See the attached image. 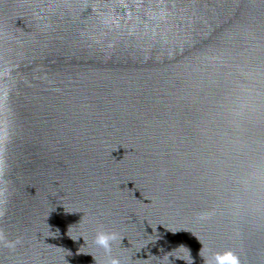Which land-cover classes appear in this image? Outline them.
Returning a JSON list of instances; mask_svg holds the SVG:
<instances>
[{
	"label": "water",
	"instance_id": "water-1",
	"mask_svg": "<svg viewBox=\"0 0 264 264\" xmlns=\"http://www.w3.org/2000/svg\"><path fill=\"white\" fill-rule=\"evenodd\" d=\"M229 252L264 264V0H0V264Z\"/></svg>",
	"mask_w": 264,
	"mask_h": 264
},
{
	"label": "clouds",
	"instance_id": "clouds-1",
	"mask_svg": "<svg viewBox=\"0 0 264 264\" xmlns=\"http://www.w3.org/2000/svg\"><path fill=\"white\" fill-rule=\"evenodd\" d=\"M116 239L114 233H107L104 231H98L94 237L93 243L100 248H103L106 252L111 250L112 242ZM112 264H118L117 261L113 260ZM212 264H239V260L233 254L224 253L218 254L213 257Z\"/></svg>",
	"mask_w": 264,
	"mask_h": 264
}]
</instances>
